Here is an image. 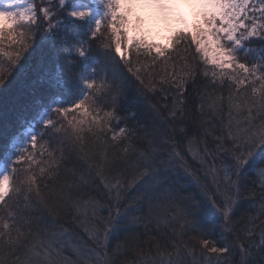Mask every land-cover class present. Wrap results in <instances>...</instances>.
I'll use <instances>...</instances> for the list:
<instances>
[{
  "label": "trees",
  "instance_id": "obj_1",
  "mask_svg": "<svg viewBox=\"0 0 264 264\" xmlns=\"http://www.w3.org/2000/svg\"><path fill=\"white\" fill-rule=\"evenodd\" d=\"M34 3L36 21L17 24L15 42L0 43V163L9 165L12 142L26 125L34 122L38 131L37 146L8 166L18 191L0 205V264H264V178L256 172L264 169V144L237 168L228 135L237 125L255 131L264 112L232 107L239 103L235 86L210 71L204 75L209 66L193 58L190 37L165 57L132 47L122 59L109 21L93 37L94 18L70 15L91 0ZM40 7L51 9L52 27ZM246 47L249 61L239 53L240 61L264 63V39L254 37ZM189 68L195 76L185 78L182 102L174 105L181 97L171 76H185ZM85 97L94 115L114 113L99 136L88 131L91 116L56 112ZM45 114L54 128L41 125ZM82 119L77 137L69 122ZM141 153L148 158L142 178ZM30 154L34 163L26 160ZM226 197L232 202L227 219L219 209ZM202 239L230 250L208 253Z\"/></svg>",
  "mask_w": 264,
  "mask_h": 264
},
{
  "label": "snow or ice",
  "instance_id": "obj_2",
  "mask_svg": "<svg viewBox=\"0 0 264 264\" xmlns=\"http://www.w3.org/2000/svg\"><path fill=\"white\" fill-rule=\"evenodd\" d=\"M59 4L63 5L64 0H59ZM181 5L188 6L191 10L193 15L191 24L179 10ZM39 12L42 21L52 27L51 21L54 16L51 9L40 7ZM70 15L83 18L90 15V10L73 11ZM36 19V8L33 5L17 12L0 11V43L5 38L15 42L14 29L16 25L20 21L34 23ZM105 20L109 21L107 28L113 37L115 53L122 59L127 55L126 50L132 47L138 50L143 49L149 55L154 51L156 57L153 59L165 57L166 52L174 45L186 43L190 37L189 46L194 48L193 58L198 56L205 65L209 66V69L204 71V75L208 76L210 71L211 76L220 83L227 79L230 85L235 86V98L239 100V103L232 104V107L237 111L247 108L250 114L253 109L264 112V63L248 65L240 62L238 58L240 49L245 48L246 41L254 37L264 39V0H106L103 20H96L95 29L91 33L93 37L101 30ZM161 31L167 33L165 42H160L158 39ZM76 51L81 56L85 54L83 48H77ZM245 51H247L246 48ZM129 71H132L131 67ZM194 76V68L187 69L185 76L182 77H177L175 73L172 74L171 79L175 83L177 96L181 97L180 100H177L176 97L173 98L174 105L182 102L181 90L184 87L185 78ZM0 83H3L2 79H0ZM141 83L143 84L144 81L141 80ZM257 84H259V88L256 87ZM145 86L147 87V85ZM93 87L94 84L88 82V89ZM249 88L251 95L248 93ZM229 99L233 100L231 94ZM87 101L88 97H85L70 108L57 109L56 112L70 114L72 111H81L84 117L91 116L92 119L88 121V131L99 136L108 129L110 120L114 118V113L105 112L102 117L98 114L94 115L93 109ZM170 115L175 117L177 112L170 111ZM248 119H251V115ZM55 123L52 119L45 121L46 125L53 128ZM84 123L83 119L69 122V126L77 137ZM237 128L238 130L233 132L230 127L228 135L235 146L234 155L237 168H239L246 163L258 145L264 144V123L255 131H252L251 128L240 129L239 125ZM119 132L121 136H124L126 129L120 128ZM118 138L117 136L112 137L113 140ZM37 143L36 137H33V148L37 146ZM40 147L43 148V145ZM128 150L126 148L125 153ZM141 156L145 158V170L139 173L140 178L148 173L146 167L148 158L145 153H141ZM26 160L34 163L35 157L30 154ZM16 162L21 163L22 161L18 159ZM256 172L258 176L264 178V169H257ZM225 180L229 181L231 186H235V182L230 181V177L227 175H225ZM28 183L31 187L35 185L36 181L33 177H28ZM228 186L226 185V187ZM15 191L18 189L13 187L9 174L0 176V205H6ZM36 191L39 195V190ZM228 211L230 208H226L223 212L225 218H228ZM3 228H16V225L4 223ZM16 230L19 231L18 228ZM90 234L92 239L98 238L96 231L90 230ZM3 239L4 235L0 233V241ZM104 239H107V230L104 232ZM261 242L264 243V239ZM9 243L15 244L17 241L9 237ZM200 245L208 253L214 255L224 254L230 250L226 245L212 246L207 239H202Z\"/></svg>",
  "mask_w": 264,
  "mask_h": 264
},
{
  "label": "rangeland",
  "instance_id": "obj_3",
  "mask_svg": "<svg viewBox=\"0 0 264 264\" xmlns=\"http://www.w3.org/2000/svg\"><path fill=\"white\" fill-rule=\"evenodd\" d=\"M29 5L35 6L34 0H0V11L17 12L19 10L28 8ZM35 8H36V6H35ZM85 8H87V7L85 6ZM179 10L181 11L182 14L185 15V18L188 20L189 24H191L193 22V15H192L191 10L189 9V7L188 6L181 5L179 7ZM143 11H149V10H143ZM93 12H94V10L93 11L90 10V13L92 15H95ZM36 15H37V10H36ZM95 18H96V20L97 19H101L102 16L95 15ZM28 23L29 22L20 21L18 24L25 25V24H28ZM166 35H167L166 32L161 31L160 34H159V37H158L159 41L160 42H165ZM246 49H247V51H245V48L240 49V53H241V55H243L242 59L245 62L249 61V55H250L249 52L251 51L250 48H247L246 47ZM126 52H127V50H126ZM240 62H242V61H240ZM47 117L48 116L46 114L42 117L43 122H42L41 125L45 124V121L47 120ZM26 133H30V129H28L26 131ZM37 133L38 132L35 131L33 137H36L37 136ZM29 146L30 147H33V145H32V139H31V143L28 146H23L21 149H19L16 152L13 151V148H12L11 151H13V154L12 155L11 154L8 155L10 157L8 164L11 165L13 162H15L19 158V156L21 155V153L24 152ZM22 149H23V151L21 152ZM9 165H7V168L5 166H0V176H3L5 174H9V168H8ZM223 199H224L223 203H220L221 204L220 207H223V209H221L220 207H219V209L224 212V210L226 208H231L232 202L229 199H225V198H223Z\"/></svg>",
  "mask_w": 264,
  "mask_h": 264
},
{
  "label": "bare ground",
  "instance_id": "obj_4",
  "mask_svg": "<svg viewBox=\"0 0 264 264\" xmlns=\"http://www.w3.org/2000/svg\"><path fill=\"white\" fill-rule=\"evenodd\" d=\"M0 166H5L6 167V165L4 164V163H0ZM7 168V167H6Z\"/></svg>",
  "mask_w": 264,
  "mask_h": 264
}]
</instances>
